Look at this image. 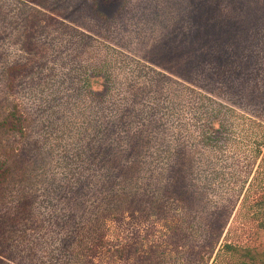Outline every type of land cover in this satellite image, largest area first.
Listing matches in <instances>:
<instances>
[{
  "label": "rangeland",
  "instance_id": "1",
  "mask_svg": "<svg viewBox=\"0 0 264 264\" xmlns=\"http://www.w3.org/2000/svg\"><path fill=\"white\" fill-rule=\"evenodd\" d=\"M185 81L264 120V0H0V112L17 106L26 118L24 134L0 133V162L10 167L0 186V264H75L64 246L85 251L70 241L73 229L88 241L103 222L115 245L129 240V264H195L202 226L218 220L226 227L209 264H264L256 205L264 126L247 117L223 156L184 134L182 160L215 162L210 191L199 194L203 172L189 189L197 201L185 202L198 231L168 235L179 253L148 261L135 241L143 226L164 221L162 211L173 215L168 205L159 210L180 191L169 194V182L193 177L190 169L159 176L150 165L156 145L181 128L157 111L181 99L187 109ZM190 118L182 117L189 128ZM225 244L259 255L231 256Z\"/></svg>",
  "mask_w": 264,
  "mask_h": 264
},
{
  "label": "trees",
  "instance_id": "2",
  "mask_svg": "<svg viewBox=\"0 0 264 264\" xmlns=\"http://www.w3.org/2000/svg\"><path fill=\"white\" fill-rule=\"evenodd\" d=\"M29 1L36 2L37 0ZM249 67H251V65L245 66V69ZM162 77L170 80V78L165 74L162 75ZM105 82L106 91L103 93L105 96H103V99L104 101H108V98L112 94L113 85V80L109 78L108 73L105 75ZM185 82L187 83L186 85L181 84L182 91H184V93H188V97H191V100H189L187 105H185L187 109H183L181 99V101L170 102L171 106L167 111L164 112V109L162 108L157 111V114L162 121L168 122L169 119L178 120L181 128L179 132L172 133L171 142H168L167 144L161 142L156 145L157 148L151 152L150 165H152V170L156 168V173L159 176H164L166 173L174 176L187 171L186 169H190L192 170L193 177L191 182H187V180H185L186 177L183 176L176 177L175 182L170 181L166 187L169 194L177 193V190L180 191H178L176 197H172L167 200V203L165 202V205L161 206L159 210H163L165 206L168 205L173 211V215L171 216L167 210L166 212L162 211L160 214L158 213L160 216L162 215L160 218L164 220L163 222L153 226L147 224L140 229L138 234H136L142 236L141 239H134H136V243H141L139 244L141 245L139 249L144 250L142 257L148 261H153L154 254H156L162 263H166L167 257L170 255V251H177V253H179V249H176L177 245L174 247L175 245L168 241L167 238L169 234L175 235L176 231L179 230L189 236L198 231V226L194 225L196 223L195 219H197V214L194 215V210V213L189 211L185 203L186 201L192 199L197 201V196L195 197V195H192V191L189 189L190 186L198 185L197 177L203 172H209L210 176L207 181L200 183L201 191L199 194L202 196L205 192L207 193L213 185L214 178L211 173L214 170V160L209 159L204 161V159H194L191 161L187 158L182 160V153L184 151L182 140L185 138L184 134L186 131L189 130L196 133V141L193 142V146L202 149V151L205 150L208 153L223 156L229 151L228 149L230 147L233 138V131L235 126H237V122H240L243 118L247 117L248 120H250V122L255 126H264V120L256 116V114L252 112H243L241 109L235 107L232 104L233 102L231 103L229 101L220 100V98H217L212 93L207 91L205 92L201 86L195 82ZM173 83L180 85V83L176 80L173 81ZM188 113H192L193 115V118H190L193 126L190 128L188 127V125L190 126V122L186 123V120L182 119V117H185ZM25 122L26 118L22 116L19 107L17 106L10 110L8 114L0 112V133L16 132L24 134L26 130ZM163 131H165V128ZM257 143L264 144V137L261 140H258ZM260 151L261 150H259V152ZM197 169L204 171L198 173ZM165 171L167 172L164 174L163 172ZM9 173V165L5 162H0V186L7 181ZM206 202L207 200L204 199L203 203ZM256 205L263 211L257 227L259 231H264V193L260 196V198H258ZM189 219H191L189 226L185 228V230L180 228V221H187ZM215 220L217 219L215 218ZM106 225L107 223L103 222L99 226H96L97 228L90 226L89 237H87L88 241H86V238L84 240L81 239V237L78 238V232L75 229H73V231L71 230L72 236L70 241L73 244L77 241L85 253L73 252V248L70 245L64 246V248L68 251L67 257L69 259L75 258V264H129L132 257L129 255L131 249L129 240L125 239L122 244L115 245L113 242L114 238H111L109 235V230ZM215 225L217 226L216 228L214 227ZM225 227L226 223L222 224L219 220L217 224L216 221L215 224L213 223L210 230L206 229L204 225L202 226V231H205L206 235L201 242V248L198 250L197 262L195 264H209L215 252L220 247L219 243ZM223 250L231 256H239L242 258H255L259 255L255 250L249 247L235 246L232 244H225Z\"/></svg>",
  "mask_w": 264,
  "mask_h": 264
}]
</instances>
